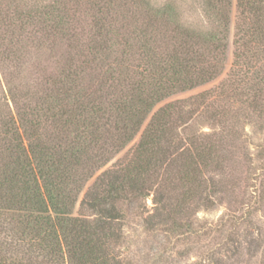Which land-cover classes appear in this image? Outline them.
<instances>
[{
  "label": "trees",
  "instance_id": "16d2710c",
  "mask_svg": "<svg viewBox=\"0 0 264 264\" xmlns=\"http://www.w3.org/2000/svg\"><path fill=\"white\" fill-rule=\"evenodd\" d=\"M199 1L0 0V264H174L130 218L198 237L250 144L264 171V0Z\"/></svg>",
  "mask_w": 264,
  "mask_h": 264
},
{
  "label": "rangeland",
  "instance_id": "374dc122",
  "mask_svg": "<svg viewBox=\"0 0 264 264\" xmlns=\"http://www.w3.org/2000/svg\"><path fill=\"white\" fill-rule=\"evenodd\" d=\"M152 1L159 5L166 2H174L180 5L183 19L191 24H199L204 21L199 0ZM235 15L236 9L233 7L234 18ZM233 26L231 41L234 32ZM232 51L233 47L231 45L228 52L229 63ZM215 84L217 83L179 95L173 100L188 99L213 87ZM243 130L252 135L255 133L252 127L247 124H243ZM206 131L209 130L206 129ZM246 153H249L247 160L242 158L241 164L233 174V182H236V184L234 186L230 185L233 189L232 192H234L229 195L231 196L230 204L226 202L213 210L203 209L197 214L196 222L202 227L198 237L170 238L161 233L154 235L144 229L141 218L131 217L128 225L124 228V239L118 245V248L126 251L130 247L133 252L130 256V259L133 260L132 263H134L133 257L136 252L141 251L143 255L145 253L152 254L151 250L155 249L161 252L160 254L164 250L167 251V254L171 256L170 259L173 260L171 262L174 264H216V261H221L223 264H264V200L260 204H255L257 199L256 189L260 186L259 177L264 171L261 170L262 165L257 148L250 144ZM110 167H112V162L105 169ZM230 178L232 176H228V179ZM93 182L94 180L89 185ZM148 207H152L151 200L148 201ZM210 230L213 231L212 236L208 237L204 234V231L210 232ZM229 233H232L231 241L228 240ZM138 258H140L138 264L140 262L153 264L156 261V258L153 257L138 256ZM136 260L138 261L137 258Z\"/></svg>",
  "mask_w": 264,
  "mask_h": 264
}]
</instances>
